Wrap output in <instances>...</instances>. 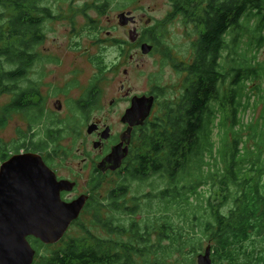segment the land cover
<instances>
[{
    "label": "trees",
    "instance_id": "16d2710c",
    "mask_svg": "<svg viewBox=\"0 0 264 264\" xmlns=\"http://www.w3.org/2000/svg\"><path fill=\"white\" fill-rule=\"evenodd\" d=\"M44 1L0 0L6 8L0 15V97L15 95L0 110V131L12 112L29 116L31 128L47 118L44 102L30 113L33 109L23 102L29 90L20 87L38 60L33 52L44 42V20L54 18L50 8L41 6ZM172 3L171 16L182 17L198 37L189 63L174 66L187 75L183 92L160 104L140 137L138 160L111 195L110 209L125 215L103 224L115 240L86 231L84 238L60 241L65 246L48 257L42 251L50 246L31 237L34 264H138L139 259L143 264H196L206 241L213 264H264V0ZM91 99L85 114L98 97ZM258 111V118L246 120ZM47 119L46 139L14 147L47 151L56 144L65 130ZM75 123L69 122L68 130L78 132L81 121ZM14 149L0 137V165ZM156 176L165 186L135 197L130 206L127 183ZM142 212L148 215L140 222L135 218Z\"/></svg>",
    "mask_w": 264,
    "mask_h": 264
},
{
    "label": "rangeland",
    "instance_id": "374dc122",
    "mask_svg": "<svg viewBox=\"0 0 264 264\" xmlns=\"http://www.w3.org/2000/svg\"><path fill=\"white\" fill-rule=\"evenodd\" d=\"M172 2L173 0L44 1L41 6L50 8L54 18L44 20L42 33L44 42L33 52L38 55V60L28 78L21 82L20 87L28 90L35 85L34 87L44 98L51 99L58 98V90L63 89L65 94L61 98L74 101L85 98L87 94L89 98L91 95L89 90L97 86L96 91L101 95V104L92 113L90 119L106 121L117 130H120L122 116L126 114L127 108L131 107V100L124 96L128 90L141 96L158 86L165 92L159 103L178 98L183 92L187 75L174 66L176 62L189 63L194 53L193 43L198 36L191 26L185 24L182 17L171 16L174 13ZM5 9L0 7V15L6 13ZM129 12L137 17L140 36L146 39L147 33L157 39L158 45L154 44L155 49L147 56L143 54L142 49H135L131 45V31L120 24L119 16ZM2 22L4 21L0 20V25ZM129 28L134 29L132 26ZM168 54L169 59L166 56ZM261 60H264V51L261 53ZM122 86L126 87L125 91H122ZM14 97V94L0 97V110L8 106ZM113 101L117 102V107H111L110 103ZM56 103L45 102V114L47 118H54L55 121L60 122V128L65 130V133L56 144L50 147L49 151H57L60 155L55 159L56 164L60 165L64 161L65 164L61 167L63 174H67L73 166L77 172L83 162V157L78 156L77 149L82 148L84 151L87 148L92 151V139L89 138L88 127L82 124L83 121L75 123L80 124H77L80 135L72 129L68 130V124L71 122L68 119L77 102H62L66 104L62 114L56 113L57 109L54 107ZM159 109L155 116L158 115ZM10 114L7 126L0 131V137L13 145V149L33 139L35 142L46 139L47 130L51 124L50 119L45 117L41 125H33L31 128L29 116L17 112ZM259 115L260 111L250 112L245 117L246 120H251L253 117L258 118ZM123 178L124 175L117 176L112 182L109 179V182L98 192L97 198L101 204L99 210L96 204L86 210L80 221L69 230L64 241L69 242L71 238H84L87 236L86 231L102 240H115V234L110 233L103 224L98 222L108 221V217L110 219L114 215L121 219L125 216L122 213L113 214L110 201H107L110 192L123 183ZM86 180V177L81 179L80 191L86 190L84 186ZM164 186L157 176L151 177L145 183L128 182L127 187L130 189L127 197L128 204L133 206L135 197L140 198ZM98 211L102 213L99 214ZM147 215V212H142L135 219L141 222ZM124 222L127 225L130 224V220ZM208 245L210 243L206 241L205 249L201 254L205 252ZM64 246L65 242H61L59 245L50 246L42 253L50 257L54 251ZM154 257L152 256L150 260ZM197 261L198 256L196 264ZM143 263V260L139 259L138 264ZM220 264H228V262H220Z\"/></svg>",
    "mask_w": 264,
    "mask_h": 264
},
{
    "label": "water",
    "instance_id": "95a60500",
    "mask_svg": "<svg viewBox=\"0 0 264 264\" xmlns=\"http://www.w3.org/2000/svg\"><path fill=\"white\" fill-rule=\"evenodd\" d=\"M119 19L124 27L135 22L132 12L122 13ZM130 37L132 42L139 38L137 32H131ZM153 50L149 43L142 46L146 56ZM154 104V97L133 98L123 117V122L130 125L128 135L134 127L145 124ZM93 129L94 126L90 132ZM127 155L121 147H115L100 168L116 171ZM0 166V264H34L37 252L29 238L47 246L60 243L69 227L79 220L88 198L82 196L75 202H64L62 192H71L75 184L59 181L39 154L15 155ZM211 255L209 246L198 256L197 264H213Z\"/></svg>",
    "mask_w": 264,
    "mask_h": 264
},
{
    "label": "flooded vegetation",
    "instance_id": "af4514ba",
    "mask_svg": "<svg viewBox=\"0 0 264 264\" xmlns=\"http://www.w3.org/2000/svg\"><path fill=\"white\" fill-rule=\"evenodd\" d=\"M135 18V22L134 23H129L126 27V29L128 28L129 31L131 32H137L139 38L137 39V41L132 42L131 45L134 46L135 49H142V46L145 43H148L147 38L145 39V37L140 36V33L138 31V20L137 17L134 16ZM130 26L134 27L133 30H130ZM43 44V43H42ZM151 44V43H149ZM41 44H39L37 47H39ZM154 49H155V45L151 44ZM36 49V47H35ZM36 54V53H35ZM33 69V68H32ZM30 72L28 73L29 76ZM27 76V78H28ZM25 78V79H27ZM35 85L29 87V94L27 96L26 99H23V102H26L27 104H29V106H31V108L33 109L32 112H30L31 114L34 113V108L36 105V102H44V108L46 110V104L45 102H57L54 107L57 109L56 113L62 114V112L64 111V108L66 106V104L62 103V102H77V104L75 105L74 109L71 110L72 111V115L71 117H69L68 120H70L71 122H84L82 124H86V126L88 127L87 132H88V136L90 139H92V145H93V150L89 151L87 148L83 151L82 148L77 149L78 150V156L81 155L83 157V162H81V166L80 169L75 170V167L73 166V168L70 167L69 172H67V174H63L62 173V165H64L65 163H63L64 161H62L60 163V165L56 164L55 159H57L60 155L57 153V151H49L50 148L46 150H33L32 147H30L29 149H21V151L17 148L13 150V156L15 155H20V154H28V153H34V154H39L42 156V158L44 159L45 163L48 165V167L55 172L56 177L58 178L59 181H69L71 183L75 184L74 189L71 192H67L64 191L62 192V199L64 200V202L67 203H71V202H75L76 199L82 197V196H87L88 201L86 203L85 208L83 209L82 213L80 214V218L78 221L74 222L72 224V226L75 223H78L82 217V214L84 212H86V210L91 209L94 204L98 205L97 209L99 210L101 204L98 201V192H100V189H102V187H104L108 182L109 179L112 180L115 177H122V175H125L127 172L131 171L132 166L135 165L136 161L138 160V151H140L141 147L140 146V137L142 135V133H144L147 129H148V124H150L151 122H153V120L155 119V114L157 112V109L160 108V98H161V93L162 89L158 86H156L155 88L151 89L148 93L144 94V95H135L133 94L130 90H128L124 96H126L127 99L131 100V105H132V100L135 96H149V97H154L155 98V104L154 107H152V112L150 117L145 121L144 125L141 126H137L134 127V129L132 130L131 134L128 135L129 132V128L130 125L125 124L123 122V117L122 116V120L120 123V130H117L113 125L107 123L106 121L100 120V119H96V120H91V116L92 113L95 112L96 109L99 108L101 102V95L99 93H97L96 89L97 86H93L91 90V92H89L91 95L88 98V94L85 98H81L78 100H74V101H70V100H63L61 98L62 95L65 94L64 90H58L59 93V97L58 98H47V97H43L42 94L39 93V91L34 87ZM126 87L122 86V91H125ZM5 95H12V94H5ZM3 95V96H5ZM97 98V100H95V102H97L92 109H90L88 114H85L83 110V108H87L91 102V97ZM32 98V99H31ZM15 99V97L13 98V100ZM13 100H11L12 102H14ZM111 107H117L118 104L117 102L113 101L110 103ZM128 109V108H127ZM127 112V111H126ZM55 113V112H54ZM92 122H91V121ZM94 126V129L92 132H90V128ZM78 133V135H80L81 132H76ZM27 143H31L27 142ZM117 147H121V149L123 151H126L128 153V155L126 156V158L123 160L122 166L120 169L116 170V171H112L111 169H105V168H100V165L103 163L102 161H104L109 155H111V153L113 152V149ZM18 151V152H17ZM64 158V157H63ZM62 158V159H63ZM77 158V157H76ZM74 158V159H76ZM84 177L87 178L86 180V184L84 185L86 190L85 191H80L81 189H79L82 185H81V179H83ZM116 191V189H113L109 196H108V200L110 201L111 199V195ZM111 205V202H110ZM99 214H101V211H98ZM114 214V212H112ZM116 214V213H115ZM112 220V218H110ZM108 217V221L103 222L102 224H106L109 223L111 220ZM69 227L70 229L72 228ZM69 229V230H70ZM69 232V231H68ZM65 239V238H64ZM63 239V241H64ZM61 244L58 243L56 245Z\"/></svg>",
    "mask_w": 264,
    "mask_h": 264
}]
</instances>
